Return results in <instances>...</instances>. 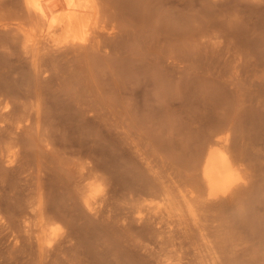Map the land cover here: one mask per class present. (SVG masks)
Instances as JSON below:
<instances>
[{
	"label": "rangeland",
	"instance_id": "374dc122",
	"mask_svg": "<svg viewBox=\"0 0 264 264\" xmlns=\"http://www.w3.org/2000/svg\"><path fill=\"white\" fill-rule=\"evenodd\" d=\"M16 1L0 0V24L15 22L18 14L27 21L22 0ZM109 1L115 29L85 51L58 50L57 57V50L55 55L48 50L42 60L48 66L43 63L40 70L42 63L33 68V53L24 51L12 27L0 25V264H161L167 258L162 255L167 256L166 243L152 239L159 243L154 245L145 235L155 222L142 220L147 225H141L133 213L140 186L152 173L150 179L157 174L177 180L186 173L196 177V169L191 171L195 156L217 132L229 134L232 150L240 153L242 164L235 174L240 196L227 208L211 211L221 222L216 221L214 228L212 221L205 224L210 232L207 246H196L204 252L192 243L202 242L197 230V236L195 230L189 235L182 229L176 231L181 237L156 236L167 235L169 245L172 239L179 246L173 258L185 255L181 264H264V0H142L145 6L134 0L141 9L133 1L130 6ZM11 11L16 15L9 16ZM132 151L136 156L135 151L140 155L145 151L151 158L145 154L138 160ZM193 156L195 162L185 165ZM145 160H151V167L157 165L151 174L141 165H147ZM142 168L148 174L141 173ZM136 175L145 176L140 180ZM76 178L87 181L77 183ZM124 178L128 183L143 182L130 185ZM94 183V196L86 194ZM132 183L137 203L130 193ZM114 185L126 194L119 196ZM82 193L94 198L93 211L86 196H79ZM129 194L133 198L128 199ZM26 197L39 202L28 201L36 204L34 209ZM125 208L133 213L130 219ZM41 211L54 220L45 219ZM24 215L30 216L25 224ZM140 225L147 226L142 235L153 248L145 249L142 235L134 242L140 248L133 246ZM154 225L151 237L157 234ZM183 238L194 240L187 239L188 244ZM191 246L196 249L192 253ZM180 249L182 253L176 251Z\"/></svg>",
	"mask_w": 264,
	"mask_h": 264
},
{
	"label": "bare ground",
	"instance_id": "6f19581e",
	"mask_svg": "<svg viewBox=\"0 0 264 264\" xmlns=\"http://www.w3.org/2000/svg\"><path fill=\"white\" fill-rule=\"evenodd\" d=\"M12 1V0H11ZM16 1V0H15ZM118 1V0H117ZM124 1V3L126 2V3H129L130 1L132 2V3H135L134 2V0H121V3ZM141 1L142 0H140V3H141ZM146 1V0H145ZM16 2H18V1H16ZM20 2H21V0H20ZM22 2H23V4H24V9H22L21 7V9L23 10V13H24V15H25V13H26V16H28V18L27 17H25V18H27V21H24V16L23 17H20V18H22V19H20V18H18L17 16L19 15L18 14V12L19 13H21L20 12V10L19 9H17V16H16V18H14V19H16V21L15 22H11V21H9V22H2V24H0V25H2V27H6V28H10V27H12L11 28V30L13 31V32H15V34H14V36L15 35H17V37L19 36V38H21L22 40L20 41V42H22L21 44L22 45H24V47L26 48L24 51H27L29 54L32 52L33 53V57H32V59H34V63H32V64H34L33 66V68H36V66H37V68H38V66H40L41 65V63H42V65H41V67H39L38 69L40 70V68L42 69V66H43V63H44V61L42 62V60L45 58L44 56L46 55L47 56V51L48 50H51V51H48V52H53L52 50H54V53H52L53 55H55V50H57L56 51V55H57V52H58V50H61V51H63V50H65L66 52H67V50L66 49H68L69 50V48L70 49H72V51H70L69 50V53L70 52H76V51H74V48L76 49V47L78 48V47H82V48H84L83 50L85 51V48H87L88 49V46H89V48H91L90 47V45L92 46V45H94V44H97V43H100L101 42V36H103V35H105V33L107 34L108 32H112V30L113 29H115V28H113V27H115V25L112 23V20H110V18H113V17H115L116 15H114V16H109V14H108V6H111V4L109 5L108 3H110V1L108 0H22ZM119 2V1H118ZM136 2H139V1H137L136 0ZM148 2H149V0H148ZM112 3V2H111ZM120 3V2H119ZM124 3H122V4H124ZM126 3H125V5H126ZM132 3H131V6H132ZM143 3V2H142ZM142 3H141V5H142ZM145 3V2H144ZM144 3H143V6H145L144 5ZM146 3H147V1H146ZM136 4V3H135ZM135 4H133V6L135 5ZM139 6H137V4H136V6L138 7V8H140V4H138ZM12 6H14V5H12ZM129 6H130V3H129ZM143 6H141V8L143 7ZM135 7V6H134ZM133 7V8H134ZM2 8V6H0V9ZM7 8L8 9H10V7H9V5H7ZM13 8V7H12ZM15 8V7H14ZM138 8H136V9H138ZM140 8V9H141ZM112 9H114L113 7H112ZM111 9V10H112ZM2 10V9H1ZM10 10H12V9H10ZM19 10V11H18ZM115 10V9H114ZM114 12H116V11H114ZM11 14H9V16L11 15L12 16V14L13 13H15V12H10ZM1 14H2V12H1ZM0 14V15H1ZM14 15V14H13ZM15 15H16V13H15ZM113 15V14H112ZM2 16V15H1ZM8 16V17H9ZM5 17H7V16H5ZM110 17V18H109ZM10 18V17H9ZM12 18V17H11ZM114 20H117V19H114ZM115 23V22H114ZM118 23V22H117ZM116 23V24H117ZM118 26V25H117ZM5 28V29H6ZM9 31H10V29H9ZM11 31V32H12ZM110 34V33H109ZM112 34V33H111ZM115 35V34H114ZM113 34H112V36H114ZM16 38V37H15ZM19 38H17L16 40H18ZM19 41V40H18ZM12 43V42H11ZM15 43H17V42H15ZM17 45V44H16ZM15 46V45H14ZM96 47V46H95ZM22 48H23V46H22ZM24 49V48H23ZM22 49V50H23ZM86 49V50H87ZM77 50V49H76ZM80 50H82L81 48H80ZM79 50V51H80ZM23 51V52H24ZM61 51H59V52H61ZM62 52V53H66V52ZM26 52V53H27ZM82 52V51H81ZM25 52H24V54H26ZM27 53V56L29 55ZM61 53V54H62ZM68 52H67V54H69ZM60 54V55H61ZM49 55V54H48ZM64 55V54H63ZM62 55V56H63ZM57 57H59L58 55H57ZM27 58H29V57H27ZM30 58H31V56H30ZM31 59V60H32ZM33 61V60H32ZM46 64V65H45ZM44 65L45 66H48L47 65V63L45 62L44 63ZM44 66V67H45ZM47 68V67H46ZM36 70V69H35ZM44 70V69H43ZM8 112V111H7ZM2 113V112H1ZM5 113V112H4ZM4 113H3V115H4ZM9 113V112H8ZM7 113V114H8ZM2 126V125H1ZM17 126H19V128H20V124H18ZM18 128V129H19ZM17 129V128H16ZM222 131V130H221ZM220 130H219V132H221ZM223 132V131H222ZM18 134V133H17ZM215 134H217V135H215V138H214V135H213V138H212V136H210L209 137V139H211V140H209L208 141V143H207V145H206V143L205 142H207V141H205L204 143H205V145L204 146H202L203 147V150H201L202 148H200V151H201V153H200V151L197 153V154H199L200 153V155H194L195 157H196V159L194 158V156H193V158H192V160H190V157H192V156H190L189 157V159L187 158V162H184L185 163V165H186V163L187 164H189V163H193V162H195V161H193V159L194 160H196V162H195V168L193 167V164H192V166H191V168H192V170L191 171H193V169H196V177H194L193 175H190V176H186V174H184L185 176L183 177V178H181V180L182 179H184V178H186L185 180H177V179H175V176H172V177H170L169 178V176L167 177V176H163V177H161V174L159 175V174H157V176H156V178H152L153 179V182H151L150 180H152V179H150L152 176H155V175H153V173L151 174V170H152V167H153V170H154V166H155V168L157 167V165H154V166H152L151 167V165H153V164H151L150 165V161L151 162H154V160H156V158H154V160H153V157H152V159L148 162L147 160H149L151 157L148 155V154H146V152H147V150H145L144 151V153L147 155V156H149L150 158H148V157H146V158H148L147 160H145L146 162V164L147 165H145L144 163H141V165H144V166H147L149 169H147L148 171L150 170V174L152 175H149V178L147 177H145L143 180L145 181V180H147L148 179V181L146 182L145 181V183H147V184H142V186H140V187H143L142 189L139 187V186H137V188L139 187L140 189H139V191H138V197H139V202L137 203V200L136 199H138V197H137V195H136V197H135V193L137 192H135L134 193V189H133V187H134V185H133V183H132V187L130 186L131 185V182L133 181L134 182V180H132V178L131 179H129V180H132L130 183H128V182H126V180H128L127 178L124 180L123 179V181H125L126 183H128V184H130L129 186L132 188V190H133V192H130V190L129 189H131L129 186H128V191L130 192V193H132L133 195H134V198H133V196H131L130 194H129V196L128 195H125V196H123V197H127L128 199H130L131 197L133 198V200L135 201V203H137L138 204V206H136V204L134 203V206H136L137 208H136V213L133 211V213H134V215L136 216V214H138V221H140V223L142 222V220H149L148 222H152V223H154V224H156V225H158L157 227H156V230H157V234H156V232H155V235H153V236H155V237H151L150 235H149V233H150V230L151 229H153L154 227H152L153 225L151 224V226H150V230H149V233L147 234V232L145 231V227L147 228V226H145V225H147V221L146 222H144V223H146L145 225H143V226H145L144 228L141 226L142 224H144V223H141V227L142 228H140V235H136L137 236V239L135 240V241H133V246L135 245H137V244H135V243H137L136 241L139 239L138 237L139 236H141L142 235V232H143V230L146 232L145 233V235L147 236L148 235V237H150V239H151V241H152V239L154 240V239H157V240H155V241H158V242H160V244H161V242H162V244H165V245H167V256L166 255H164L165 253L163 252V251H165V248H166V246H164V245H162L163 246V248H164V250L162 251L164 254H162L163 255V257L165 256V257H167L166 258V260H164V259H162V256L160 257V259H162L164 262H162V263H167V259H169L170 261H168L169 263L168 264H181V263H183L184 262V260H183V258H185V255H184V257H181V258H179L178 257V259H177V261H176V258H173V254H174V249H176L177 247L179 248V246H177L176 247V245L174 244V242H173V240L172 239H170V244L171 245H169V243H168V237H167V235L165 236V235H162L163 236V238H159V236L157 237L156 235H158V233H159V235L160 234H163V233H167L168 234V236H169V234H170V236L169 237H171L174 233H177L176 231H179L180 232V230L182 229V230H184V231H182V232H185L186 234L188 233L189 235H191L190 233H189V231H191V230H197L200 234V236H201V239H202V242L200 243V241H199V243H200V245H195V244H197V242H195V240H194V242H192L193 244H194V247H199L200 246V248L201 247H206L207 246V238H208V236H209V234H210V232H209V230L207 229V227L205 226V224H207L208 223V221H212L211 223H213L211 226H210V228H214V227H216V224H215V222L216 221H220L221 220V218L219 219V217L216 215V214H214V213H211V211L213 212L214 210H216V209H223V208H227L230 204H231V201L233 200V199H236V198H238L239 196H240V180H238L236 177H235V174H236V172L240 169V166H241V160H240V156H238L237 154H235L236 153V151L234 152V150H232L233 148H231V146H232V144L230 143V135L229 134H225V135H223L224 133H220V135H219V133L217 132V133H215ZM219 135V136H218ZM207 139H208V137H207ZM132 142V141H131ZM134 143V142H133ZM128 144H129V142H128ZM135 145V144H134ZM129 146H131V148H132V143L129 145ZM135 146H139V144L138 145H135ZM135 146H133L135 149H137V147H135ZM140 147V146H139ZM129 149H130V147H129ZM143 149V148H142ZM130 151H131V149H130ZM134 151V150H133ZM133 151L131 152V154H133L134 155V153H133ZM140 151H141V147H140ZM141 153H143L142 151H141ZM135 154H138L137 156L136 155H134V157L135 158H137L140 154H139V151H138V153H136V151H135ZM145 154H143L144 155V157H145ZM150 154V153H149ZM142 155V154H141ZM140 155V156H141ZM142 155V156H143ZM13 154H11L10 155V158H8V160L11 162L12 160L14 161V158H13ZM198 157V158H197ZM146 158H144V159H146ZM184 159H185V157H183ZM12 159V160H11ZM130 159V158H129ZM133 161H134V159L133 158H131ZM143 159V158H142ZM144 159H143V162H144ZM131 160V161H132ZM138 160H139V157H138ZM141 160V159H140ZM189 160V161H188ZM185 161H186V159H185ZM191 161V162H190ZM193 161V162H192ZM140 162H142V161H140ZM139 162V163H140ZM138 163V162H137ZM138 163V164H139ZM137 164V165H138ZM154 164H158L157 162L156 163H154ZM189 165H191V164H189ZM189 165L187 166L188 168H190L189 167ZM143 166V167H144ZM158 166H159V164H158ZM137 167V166H136ZM138 167H140V166H138ZM137 167V168H138ZM145 168V167H144ZM160 167H158V169H159ZM162 168V167H161ZM161 168L159 169V173H160V170H161ZM164 168V167H163ZM169 168V167H168ZM187 168V169H188ZM138 169H140V168H138ZM157 169V168H156ZM166 170H167V168H165ZM164 169V170H165ZM170 169V168H169ZM81 170V169H80ZM83 170H84V168H83ZM141 170H143L141 173H143V174H146V172H147V174H148V171H144V169L142 168ZM153 170H152V172H153ZM189 170V169H188ZM157 171V173H158V170H156ZM162 172H163V169L161 170ZM167 171H169V170H167ZM174 171V170H173ZM190 171V170H189ZM87 172V171H86ZM86 172H85V175H86ZM145 172V173H144ZM164 172H166V171H164ZM194 172V171H193ZM192 172V173H193ZM83 173V172H82ZM136 173H137V171H136ZM139 173V172H138ZM137 173V174H138ZM167 173V172H166ZM166 173H164L165 175H170V174H172V173H170V174H166ZM188 173H190V172H188ZM192 173H190V174H192ZM79 175H80V173H78ZM87 174H88V172H87ZM154 174H156V172L154 173ZM163 173H162V175H164ZM193 174H195V173H193ZM84 175V174H83ZM90 175H92V173H90ZM135 175V174H134ZM159 175V176H158ZM87 177L89 176V174L88 175H86ZM138 175H136V177H137ZM143 177L145 176V175H142ZM142 176H138L137 178H139L140 180H142ZM147 176V175H146ZM151 176V177H150ZM180 176V175H179ZM83 177V176H82ZM87 177L85 178V179H87ZM114 177V176H113ZM115 177H117L116 175H115ZM159 177V178H158ZM169 178V179H166V178ZM177 177V176H176ZM89 178V177H88ZM134 178H135V176H134ZM133 178V179H134ZM137 178H135L136 180H138ZM180 178V177H179ZM78 179H82V180H85L84 178H78ZM77 178H76V181L78 180ZM90 179V178H89ZM88 179V180H89ZM114 179V178H113ZM150 179V180H149ZM154 179H155V181H154ZM115 180V179H114ZM114 180H113V183H115L116 184V182H114ZM118 180V178L116 179V181ZM81 181V180H80ZM86 181L87 180H85V181H82L81 183H86ZM95 182V181H94ZM119 182H120V180H119ZM122 182V181H121ZM135 182H137V183H141V182H143V181H141V182H138V181H135ZM134 182V183H135ZM77 183H78V181H77ZM91 183H92V181H91ZM118 183V182H117ZM137 183H135V184H137ZM93 184V183H92ZM95 184V183H94ZM122 184H123V182H122ZM121 184V185H122ZM81 185V184H80ZM84 185V184H83ZM87 185V184H86ZM86 185H84V187L86 186ZM138 185H141V184H138ZM115 187L117 186V185H114ZM127 186V185H126ZM79 188L80 187H82V189H83V186H78ZM86 187H88L89 188V185L88 186H86ZM114 187V188H115ZM76 188H77V186H76ZM123 189H125L124 187H122ZM87 189V188H86ZM117 189V187L115 188V192L116 193H119V192H121V190L119 191L118 189H119V187H118V191L116 190ZM78 190V189H77ZM96 190V184L95 185H92V187H90V190H87L86 191V194L87 193H89V191L91 192V195H93L94 194V191ZM138 190V189H137ZM30 191H33L34 192V190H30ZM80 191H81V189H80ZM124 190H122V192H123ZM127 191V190H126ZM127 191V192H128ZM83 192V191H82ZM121 192V193H122ZM32 193V192H31ZM34 193H36V192H34ZM39 193V191L37 192V194ZM41 193V192H40ZM83 193H85V190H84V192ZM82 193V194H83ZM126 194V192H123V194ZM33 194V193H32ZM37 194L35 195V196H37ZM43 194V193H42ZM90 194V193H89ZM137 194V193H136ZM40 195V194H39ZM79 195V194H78ZM113 195H115V193H114V191H113ZM118 195V194H117ZM30 196V195H29ZM33 198L35 197V196H33V195H31ZM80 197H83L84 196V194L83 195H79ZM86 196V197H85ZM84 197L85 198H83V199H88V203H89V207H90V210L91 211H93L94 209H95V206H94V204L95 205H97L96 203H94V204H92V202L94 201V198H93V201H91V200H89V198H90V195H89V197H88V195H85ZM94 196V195H93ZM119 196H120V193H119ZM31 197V198H32ZM42 197H44L43 195H42ZM41 197V195H40V198L43 200L44 198H42ZM27 198V197H26ZM30 197H28L27 199H29ZM29 199V200H27V202L29 201H31V203L33 202V204H34V199ZM39 198V197H38ZM122 198V197H121ZM35 199H36V197H35ZM91 199V198H90ZM123 199V198H122ZM126 199V198H125ZM124 199V200H125ZM33 200V201H32ZM38 200H40V199H38ZM36 201H37V199H36ZM35 201V203L36 204H38L39 202H36ZM44 201L45 200H43V202L41 201V203H43V205H44ZM91 201V202H90ZM28 202V203H29ZM84 202H85V200H84ZM96 202V201H95ZM128 202V201H127ZM130 202H132V199H131V201L129 200V203H126V204H129L130 205ZM31 203H29L30 205H32ZM87 203V204H88ZM35 204V205H36ZM30 205H28V204H26V207H28L27 208V210H29L30 209ZM35 205H34V207H35ZM39 205H41V204H39ZM42 205V206H43ZM84 205H86V203H84ZM128 205V206H129ZM38 206V205H37ZM41 206V207H42ZM45 206V205H44ZM43 206V207H44ZM87 206V207H88ZM127 206V207H128ZM131 206H133V203H131ZM26 207H23V208H26ZM34 207H33V205H32V209H34ZM40 206H38V208H39ZM88 207V208H89ZM130 207V206H129ZM23 208H21V210L23 209ZM130 208H132V207H130ZM129 208V209H130ZM31 209V210H32ZM36 210H37V208H35ZM42 209V208H41ZM44 209V208H43ZM46 209V208H45ZM126 209V208H125ZM135 208L133 207V210H134ZM20 210V211H21ZM26 209H24V211H25ZM31 210H30V212H31ZM39 211H40V209H38ZM89 210V209H88ZM89 210V211H90ZM46 211V210H45ZM129 210H128V208L126 209V212H128ZM130 211L132 212V210L130 209ZM22 212V211H21ZM26 212V211H25ZM33 212H35V211H33ZM32 212V213H33ZM48 212V211H47ZM126 212L124 213V214H126ZM27 213H29L28 211H27ZM36 213H38V212H36ZM40 214L42 213V211L41 212H39ZM44 213V212H43ZM42 213V215H44ZM129 213V212H128ZM127 213V214H128ZM133 213H129L128 214V219H130V217H129V215H133ZM23 215L22 213H20L19 212V215ZM30 215H33V214H31V213H29ZM35 214V213H34ZM39 214V215H40ZM46 214H48V213H45V215H44V218H45V216H46ZM127 214L126 215H124L123 217H125V216H127ZM20 215V216H21ZM37 216H38V214H36ZM35 215V216H36ZM19 216V217H20ZM25 216V215H24ZM24 216H22V218L24 217ZM34 216V215H33ZM32 216V217H33ZM49 216V215H48ZM48 216H46L47 218H50V220L52 219V220H54L53 218H51V216L50 217H48ZM30 217V216H29ZM29 217H27V216H25V218H26V220L24 221V224L27 222V219L28 220H30L29 219ZM41 218H42V216H40ZM133 217V216H132ZM21 218V217H20ZM35 218V220H36V217H34ZM34 218H32V219H34ZM148 218V219H147ZM43 219V218H42ZM46 219V218H45ZM128 219H126V221L128 220ZM39 220V218H37V221ZM50 220L48 219V223H50ZM52 220H51V222H52ZM136 220V217H135V219H134V221ZM22 221H23V219H22ZM37 221H35V222H37ZM137 221V220H136ZM135 221V222H136ZM31 222H34V221H31ZM42 221L40 220V223H41ZM150 222V223H151ZM221 222V221H220ZM43 223V222H42ZM44 223H45V220H44ZM43 223V224H44ZM138 223V222H137ZM162 223H164V225L167 227H165ZM23 224V225H24ZM30 224V223H29ZM33 224V223H32ZM50 224H52V223H50ZM139 224V223H138ZM149 224V223H148ZM31 225V224H30ZM38 225H39V223H38ZM47 225H49V224H47ZM156 225H154V226H156ZM25 226V225H24ZM28 226V224H26V227ZM37 226V225H36ZM40 227L42 226L43 227V225H39ZM38 226V227H39ZM50 226V225H49ZM31 227V226H30ZM30 227H27L28 229L30 228ZM37 227V228H38ZM41 227V228H42ZM44 227H47V226H44ZM51 227H52V225H51ZM51 227L49 228V229H51ZM148 227H149V225H148ZM32 228V227H31ZM48 228H46L47 230H49ZM53 228H54V226H53ZM39 229V228H38ZM38 229H36L37 231H38ZM178 229H180V230H178ZM31 230V229H30ZM33 230V229H32ZM35 230V229H34ZM43 231H45L44 229H42ZM147 230V231H148ZM29 231V230H28ZM41 231V230H40ZM39 231V232H40ZM155 231V230H154ZM154 231L153 232H151V233H154ZM197 231H196V236L198 235L197 234ZM42 232V231H41ZM48 232L49 231H47V232H45V233H47L48 234ZM192 233H193V231H191ZM45 233H42L43 234V236H45L44 238H42V240L43 239H46V240H44V242L45 241H47V238H46V234ZM50 233V232H49ZM184 233V234H185ZM33 234H34V232H33ZM41 234V235H42ZM180 233H177L176 235H179ZM182 234V233H181ZM35 235V234H34ZM38 235H39V237H42V236H40V234L38 233ZM37 235V236H38ZM49 235V234H48ZM47 235V236H48ZM194 234H192V236H193ZM33 236V235H32ZM32 236H31V238H32ZM135 236V235H134ZM133 236V237H134ZM143 236V237H142ZM141 237L142 238H140V239H142L143 240V242H144V240H145V243L143 244V245H145V244H147L146 242V240H149V239H147L148 237H145L144 236V233H143V235H142ZM174 236V235H173ZM180 236V235H179ZM182 236V235H181ZM180 236V237H181ZM185 236V235H184ZM183 236V237H184ZM195 236V237H196ZM35 237V236H34ZM146 238V239H143V238ZM177 237L178 236H176V239H177ZM186 237V236H185ZM194 237V238H195ZM135 238V237H134ZM175 238V237H174ZM36 239H37V237H36ZM179 239V238H178ZM184 239V241L185 242H187L188 243V241H191L190 239H188V241H187V239H185V238H183ZM199 239V238H198ZM38 240H41V239H38ZM41 240V241H42ZM132 240H134V239H132ZM41 241H39V242H41ZM198 241V240H197ZM38 242V243H39ZM135 242V243H134ZM142 242V243H143ZM150 242V241H149ZM157 242V243H158ZM172 242V243H171ZM42 243V242H41ZM151 243H153L154 245H158L157 243L155 244V242L154 241H152ZM150 243V244H151ZM190 243V242H189ZM188 243V244H189ZM191 243V244H192ZM43 244H45L46 245V242L45 243H43ZM51 244V243H50ZM138 244H141V241L139 240L138 241ZM152 244V245H153ZM190 244V245H191ZM192 244V245H193ZM38 245H40V244H38ZM143 245H141V247L143 246ZM152 245L150 246L151 248H153L152 247ZM153 245V246H154ZM179 245V244H178ZM42 246V245H41ZM41 246H39L40 247V250H41ZM134 246V247H135ZM169 246L171 247V248H169ZM45 246L43 245V247H42V249L44 248ZM137 247L138 248H140L138 245H137ZM136 247V248H137ZM149 247V245L147 244V246L145 247V249H149L150 248ZM155 247H157V246H155ZM175 247V248H174ZM180 247H182V245L180 246ZM192 247V246H191ZM194 247H192L191 249V253H192V251H193V248ZM196 247V249H198V251H200L199 250V248H197ZM138 248H137V250H138ZM163 248H161L160 246H159V249H163ZM183 248H186V246L184 247L183 246ZM188 248V247H187ZM186 248V249H187ZM158 249V248H157ZM189 249H190V247H189ZM195 249V248H194ZM195 249V250H196ZM144 250V249H143ZM143 250H141V251H143ZM151 250V249H150ZM156 250V249H155ZM155 250H154V252H155ZM181 250H184V249H180V250H176V251H179V252H181L182 253V251ZM203 250V251H202ZM202 252H204V249L202 248ZM139 251H140V249H139ZM140 251V252H141ZM152 251V250H151ZM159 252L160 250H156V252ZM175 251V252H176ZM186 251V250H185ZM147 252H149V251H147ZM154 252H153V254H154ZM157 252V253H158ZM187 253L189 252V251H186ZM185 252V253H186ZM197 252V251H196ZM202 252H200L201 254H202ZM144 253V252H143ZM143 253H141L142 255H143ZM151 253V252H150ZM156 253V254H157ZM160 253V252H159ZM158 253V254H159ZM178 252H176L175 253V255L177 254ZM180 253V254H181ZM194 253H195V251H194ZM199 252L197 253V254H200ZM140 254V255H141ZM184 254V253H183ZM201 254H200V256H201ZM141 255V256H142ZM160 255H161V253H160ZM168 255H169V257H168ZM177 255H179V254H177ZM182 255V254H181ZM187 255V254H186ZM187 256H189V254L187 255ZM186 256V257H187ZM157 257V256H156ZM175 257V256H174ZM202 257V256H201ZM159 259V258H158ZM157 259V260H158ZM159 259V260H160ZM159 260H158V262H159ZM181 260L183 261V262H181ZM161 262V261H160ZM161 263V264H162Z\"/></svg>",
	"mask_w": 264,
	"mask_h": 264
}]
</instances>
